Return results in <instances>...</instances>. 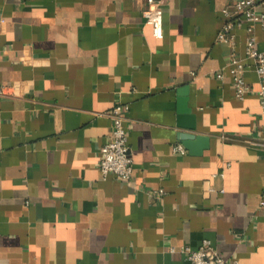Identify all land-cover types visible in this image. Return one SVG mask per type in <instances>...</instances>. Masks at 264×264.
Returning a JSON list of instances; mask_svg holds the SVG:
<instances>
[{"label":"crops","instance_id":"0c3cea01","mask_svg":"<svg viewBox=\"0 0 264 264\" xmlns=\"http://www.w3.org/2000/svg\"><path fill=\"white\" fill-rule=\"evenodd\" d=\"M230 5L161 0L155 29L144 0H0V264H186L181 246L202 239L227 264H264V156L250 143L264 142V116L247 23L234 28L236 64L215 40ZM185 87L193 132L209 138L197 155L171 150L186 131ZM116 102L128 105V180L97 167Z\"/></svg>","mask_w":264,"mask_h":264},{"label":"built area","instance_id":"2783aa9c","mask_svg":"<svg viewBox=\"0 0 264 264\" xmlns=\"http://www.w3.org/2000/svg\"><path fill=\"white\" fill-rule=\"evenodd\" d=\"M144 1L147 7L142 10V16L147 24L158 29L161 18L155 14V9L161 0ZM221 14L224 21L216 33L215 40L231 47L230 55L233 64L238 62L234 54V28L239 27L243 22L247 23L244 58L250 60L256 74L257 87L255 92L258 96L261 114L264 116V50L258 49L252 30V25L257 23L264 34V0H231L230 7L225 6L222 8ZM239 66L233 70L232 86L234 95L237 98H242L250 90V86L244 80ZM215 76L217 78L222 77L219 72ZM127 110V104L116 102L108 112L111 119L110 130L106 140L98 149L97 167L102 178L112 175L118 180H128L131 176L132 158L128 150L127 129L124 125ZM250 143L263 149L264 156V142L252 141ZM171 150L179 154H185L186 152L181 142L173 143ZM156 192L160 194L162 190L158 189ZM260 205L264 206V200L260 202ZM180 252L184 256L186 264H227L207 239H202L195 248L183 245Z\"/></svg>","mask_w":264,"mask_h":264},{"label":"water","instance_id":"95a60500","mask_svg":"<svg viewBox=\"0 0 264 264\" xmlns=\"http://www.w3.org/2000/svg\"><path fill=\"white\" fill-rule=\"evenodd\" d=\"M186 87L180 91L177 99V126L186 131L178 132L177 138L189 154L197 155L208 146L209 138L205 134L195 133V121L187 106Z\"/></svg>","mask_w":264,"mask_h":264}]
</instances>
